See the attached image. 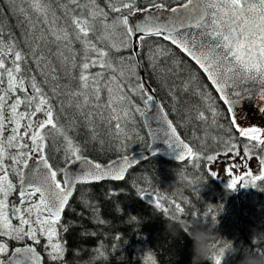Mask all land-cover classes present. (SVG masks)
I'll return each instance as SVG.
<instances>
[{
  "label": "snow or ice",
  "instance_id": "obj_1",
  "mask_svg": "<svg viewBox=\"0 0 264 264\" xmlns=\"http://www.w3.org/2000/svg\"><path fill=\"white\" fill-rule=\"evenodd\" d=\"M5 14L17 18L22 38L8 33L6 40L0 20V264H66L62 233L69 228L62 220L77 186L123 181L139 163L129 155L109 164L83 155L69 132L79 123L95 140L97 117L108 125L110 135L127 140V125L139 114L151 138L149 149L166 137L170 148L181 149L176 159H191L196 167L201 159L212 162L218 155L231 154L233 163L226 169L230 191L257 188L258 182L264 185V128L240 127L231 107L242 93H255L264 101V0H103V5L100 0H0V17ZM173 46L206 74L228 106L229 135L222 153L204 157L194 151L137 71L145 58L155 70L162 57L171 56H176L171 63L179 68L182 60ZM190 80H198L195 72ZM188 87L186 83L185 90ZM132 95L143 109L133 103ZM197 95L217 123L220 113L211 103L212 94L197 87ZM71 108L75 113L68 117L65 110ZM197 118L205 120L204 112ZM233 131L246 143L239 145ZM50 147L63 150V167L50 162ZM252 159L257 160L256 169L250 168ZM238 166L242 170L235 172ZM13 194L18 203L10 202ZM139 195L168 219L187 221L181 218L188 214L180 203L172 202L175 214L169 215L172 209L161 203V197L143 188ZM192 217L206 226L209 219H217L212 208ZM257 241L264 244V235L252 241L253 250L264 256ZM233 251L232 244L225 243L208 260L223 264L226 253ZM97 252L105 255L103 246ZM146 262L157 264L151 254Z\"/></svg>",
  "mask_w": 264,
  "mask_h": 264
},
{
  "label": "trees",
  "instance_id": "obj_2",
  "mask_svg": "<svg viewBox=\"0 0 264 264\" xmlns=\"http://www.w3.org/2000/svg\"><path fill=\"white\" fill-rule=\"evenodd\" d=\"M100 2L103 5V0ZM0 20L5 26L6 40L8 33H12L14 39L21 40L22 29L17 27L16 17L5 14ZM172 51L182 60L179 68L171 63L176 56H171L167 60L162 57L155 70L149 67L145 58L143 67L137 71L158 97L181 137L187 140L196 152L204 157L222 153V142L229 135L228 112L201 71L177 49L173 47ZM112 55L115 57L117 54L113 52ZM53 63L59 67L56 58H53ZM193 72L198 76L194 83L190 80ZM132 83L135 86L136 81L133 80ZM186 83L189 84L187 90ZM197 87L212 94L211 103L220 113L216 117L217 123H213L211 112L197 95ZM170 93L174 94L176 99H173ZM131 98L133 103L143 109L144 106L138 97L132 95ZM65 111L68 117L75 113L74 108ZM201 111L205 114V120L197 118ZM134 118L135 134L128 136L130 139L127 140L123 136L110 135L108 125L102 123L98 117L94 120L95 140L91 138L92 131L79 123L69 134L84 149L83 155L106 164L133 151L143 150L148 145L139 114H134ZM137 134L144 139H136ZM231 135L237 138L239 145L246 143L244 138H239L234 131ZM100 141H103V144ZM49 157L55 167L64 166L62 149L56 152L50 147ZM251 161L257 163L256 159ZM195 163L190 159L178 164L154 156L138 163L121 182L77 186L70 199L71 209L65 210L62 220L69 228L66 233H62V239L67 241L66 264H144V261L147 264L146 257L149 254L155 258L157 264H191L192 241L182 231L173 237L166 230L165 226L170 219L155 209L146 196L139 195L141 188L152 193L153 197H161V203L172 209L169 215L175 214L172 202L180 203L188 214L181 218L187 221L193 220L192 214L212 208L217 219H209L207 225L210 230H214L213 245H217L214 253L225 243L233 246L244 240L239 253H226L227 258H224L223 262L229 264L230 258V264H238L246 250L254 249L252 241L264 235V190H261L264 185L258 182L257 188L237 187L235 191H230L217 176L211 175L212 162L201 159L198 162L199 167H196ZM240 198L248 200V203L237 205ZM250 200L253 203L249 205ZM93 207L95 212L92 211ZM100 220L105 223H99ZM100 246H103V257L97 252ZM257 246L264 247V244L257 241ZM205 264H210L209 260Z\"/></svg>",
  "mask_w": 264,
  "mask_h": 264
},
{
  "label": "water",
  "instance_id": "obj_3",
  "mask_svg": "<svg viewBox=\"0 0 264 264\" xmlns=\"http://www.w3.org/2000/svg\"><path fill=\"white\" fill-rule=\"evenodd\" d=\"M188 59L190 60V58H188ZM194 65H195V63H194ZM195 66L198 68L197 65H195ZM200 71L205 76V78L207 79L206 74H204L202 72V70H200ZM208 82L211 85V82L210 81H208ZM146 86H148V85L146 84ZM212 88L215 91L214 86H212ZM215 93L219 97V93H217L216 91H215ZM151 94L156 98L157 102L159 104H161L159 99L157 98V96L153 92ZM241 95L243 98H234V99H237V102L231 105L232 115L236 118L238 125L242 128L243 127H251V126H257V127L264 128V112L261 111V108H264V101L258 100L255 93H253L251 95H246V94L242 93ZM221 102L224 104V102L222 100H221ZM224 105L226 108H228V106L226 104H224ZM146 115H151V113L150 112L146 113ZM229 115H230V113H229ZM141 121L145 126L146 121L144 120V118L141 117ZM155 126H156V123L153 122V127H155ZM145 128H146L145 130H146V134H147V137L149 140V145H150L151 144V138L148 135V128L146 126H145ZM165 141H166V137H161L157 142L152 144L150 149H149V145H148L146 150L133 152V153L129 154V156L133 157L134 159H138V160L142 161L143 160L142 157H145V156L151 157V156H153V153H155V156L162 157L165 160H169V161H173V162H177V163L184 162V161H178L176 159V157L178 156L181 149L176 148L175 145H173L170 148ZM120 159H121V157H118L112 161H117ZM112 161H110L109 163H111ZM109 163H106V164H109ZM126 175H127V173H126ZM106 181L107 182H118V181H111V180H105L102 182H106ZM97 183H100V182L91 183V184H97ZM84 185H90V184H84ZM73 195H74V193H73Z\"/></svg>",
  "mask_w": 264,
  "mask_h": 264
},
{
  "label": "clouds",
  "instance_id": "obj_4",
  "mask_svg": "<svg viewBox=\"0 0 264 264\" xmlns=\"http://www.w3.org/2000/svg\"><path fill=\"white\" fill-rule=\"evenodd\" d=\"M165 227L173 237L178 236L182 231L192 241L191 264H205L214 253V230H210V226H206L197 220L186 221L185 223L170 220ZM238 264H264V256L257 254L254 250L245 251Z\"/></svg>",
  "mask_w": 264,
  "mask_h": 264
},
{
  "label": "rangeland",
  "instance_id": "obj_5",
  "mask_svg": "<svg viewBox=\"0 0 264 264\" xmlns=\"http://www.w3.org/2000/svg\"><path fill=\"white\" fill-rule=\"evenodd\" d=\"M135 124L136 123H129L127 125V133H128V136H130V137H132V135L135 134V133H133L136 130V128L134 127ZM6 135H7V133H6ZM50 152H51V150H50ZM232 163H233V160L231 158V155L229 154V156L218 155V159L216 161H212V163L210 165L211 170L212 171H215L217 173V176L223 181V183L225 185L228 184L226 169L229 166H231ZM254 164H255V162H252L251 161L250 162V167L255 166ZM256 168H257V166H255V169ZM241 170H242V168L239 167V166L234 169L235 172H240ZM14 182H15V180H14ZM12 196H13V199L11 200V202H18V198L16 196H14V194ZM240 203L245 204L244 203V200H242V199H239L236 204L237 205H240ZM13 223L16 224L18 222L16 221V223L15 222H13ZM243 244H244V240H241L238 244L233 245L234 251L233 252H230V253L232 255H235V253H239V251L243 248V246H242ZM226 258H227V256L225 255V259ZM228 259H229V262L232 263L231 259L230 258H228ZM144 264H146L145 261H144Z\"/></svg>",
  "mask_w": 264,
  "mask_h": 264
}]
</instances>
